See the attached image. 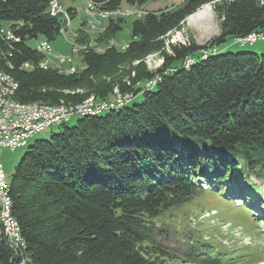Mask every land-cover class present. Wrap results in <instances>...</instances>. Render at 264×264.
<instances>
[{
	"label": "trees",
	"instance_id": "obj_1",
	"mask_svg": "<svg viewBox=\"0 0 264 264\" xmlns=\"http://www.w3.org/2000/svg\"><path fill=\"white\" fill-rule=\"evenodd\" d=\"M49 1L0 0V25L14 36L11 42L0 39V70L18 84L14 99L78 105L93 94L96 102L110 103L114 90L130 101L139 94L143 98L132 106L129 101L80 116L74 127L27 145L8 182L24 255L30 264H161V257L176 258L156 242L152 220L208 192L198 180L207 181L209 191L214 185L221 190L231 180L241 183L264 170V55L220 49L264 28V5L258 0H182L147 11L132 21L124 49L88 48L80 52L83 70L62 75L22 69L42 59L33 42L51 43L60 34L63 24L49 14ZM154 1L91 3L111 12ZM210 3L220 20L218 37L204 46L167 45L164 37ZM66 10L73 19L77 10ZM113 18L104 38L114 39L122 30L125 19ZM85 40L83 35L75 41ZM213 48L200 58L201 51ZM152 54L163 62L147 70L145 59ZM188 57L195 60L186 68ZM159 73L160 81L148 84ZM124 77L130 87L141 82L136 94ZM80 89L84 93L75 94ZM3 240L0 264H16ZM180 257L195 264L220 261L194 248Z\"/></svg>",
	"mask_w": 264,
	"mask_h": 264
},
{
	"label": "rangeland",
	"instance_id": "obj_2",
	"mask_svg": "<svg viewBox=\"0 0 264 264\" xmlns=\"http://www.w3.org/2000/svg\"><path fill=\"white\" fill-rule=\"evenodd\" d=\"M89 1L91 0H59L65 9L71 7L76 9L77 13L73 19L71 18V29L66 31L67 35L70 36L65 40V37L59 34L50 43L52 53L49 57H42L40 63L43 66L53 68L57 65V58L72 56V44L79 46L80 52L83 51L84 46L90 44L94 50H102L101 52L106 47H113L114 45L117 49L126 47L130 40V25L137 17L121 18L125 19L122 30L115 35L114 39H107L104 38V32L107 22L111 20L97 19L93 26L90 25L91 21L85 14V8L88 6ZM181 1L155 0L139 9L145 10L147 13V11L176 6ZM258 1L264 5V0ZM121 9L123 11L130 10L126 7ZM203 9H207V14L203 18L190 23L188 21L190 15L177 30L164 37L167 45H189L194 42L196 45L204 46L218 37L220 35V20L213 11V4L204 5L197 11ZM117 19L113 18L112 21ZM81 22L86 24L80 26ZM0 26L2 28L6 27L5 24ZM83 35L88 36L89 41L85 40L83 43L75 41ZM74 37L77 38L73 40ZM100 39L101 42H99ZM37 42H33V44ZM225 46L226 48H224ZM225 46L220 48L224 52H252L257 55H264V40L251 46L242 45L240 47V44L232 42L226 43ZM212 50L216 51L215 48ZM80 52L73 55L70 63V66L76 69L74 74L84 68ZM145 64L147 70L158 69L161 65V59L157 54H152L145 59ZM191 64L188 61L184 63V66L187 68ZM131 75L134 76L133 73ZM124 81L127 82L129 79L124 77ZM140 83L131 87L129 84L128 90L136 94L137 88L141 85ZM84 91L80 89L75 91V94L81 95ZM142 98L141 94L134 96L128 106L140 103ZM79 119V115H73L62 126H54L36 134L28 141L27 145L32 144L34 141L47 140L51 135L58 134L63 127H74ZM27 145L14 151L2 150L0 166L2 168V178L7 184L13 175L16 163L27 151ZM236 172H238V169ZM241 179V183L231 180L230 184L221 190L217 188V185H214L212 191L200 192L189 202L180 207L172 208L152 220V234L156 242L171 254V257H176L170 259L166 256L161 257V264H195L191 260L180 257L190 248L210 256H219V264H264V170L260 173H253L244 180ZM192 181L196 182L195 179H192ZM198 182L206 191L210 189L207 181L198 180ZM235 201H241V205L240 203L236 204Z\"/></svg>",
	"mask_w": 264,
	"mask_h": 264
},
{
	"label": "bare ground",
	"instance_id": "obj_3",
	"mask_svg": "<svg viewBox=\"0 0 264 264\" xmlns=\"http://www.w3.org/2000/svg\"><path fill=\"white\" fill-rule=\"evenodd\" d=\"M89 3L90 5H93L91 1H89ZM48 4H49V14H50V1ZM129 9H130L129 11L140 10L137 7H130ZM85 14L87 15V17H93L94 21H96L97 19H108L110 17L126 18L129 16H133L137 18H142L145 13L144 12H134V15L123 14L122 10H119V9L115 11H111V12H107V11L101 12L97 10L96 8H90L88 4V6L85 8ZM206 14H207V9L197 11L188 18V21L190 23L198 21L201 18H203ZM64 17L70 18V21H71V16L67 10H64ZM62 24L63 26L61 28V31L69 30L68 22H62ZM90 25L93 26V23L91 22ZM60 34L65 37L63 33H60ZM76 38L77 37H74L73 40ZM248 38H256V31L249 33ZM0 39L11 42L14 40V36H13V33H11L10 31H7L0 27ZM236 43L240 44V46L244 45L243 40H236ZM110 45H112V43H110ZM88 48H93V46H91V44L84 46L83 51L88 50ZM33 50L41 57H49L51 56V53H52L50 42H48L47 40H40L37 43H35L33 46ZM79 50H80L79 46L72 44V47H71L72 56L70 57L64 56L61 59L57 58V61H58L57 65H55L53 68H49L45 65L43 66L40 62L38 64L37 62L36 64H33L31 62H26L22 65V69L24 70H32L35 68L44 69V70L52 69V70H57V72H59L62 75H70V74H73L74 71L76 70L72 66H70L72 57L74 54H78V52H80ZM96 51L101 52L102 50H96ZM214 52L215 50H212V49L206 50L205 56H207L210 53H214ZM205 56H202V57H205ZM162 62L163 61L161 59V65H162ZM189 62L191 64L194 62V60L189 61ZM148 84H152V83H148ZM17 89H18V84L14 80V78L11 75L7 74L6 72L0 70V105L6 104V109H16L17 108V116H39V111H42V116H44V118H59L61 109L82 108L83 106H86V108H88L87 111H79V112L70 113L67 119V121H69L73 115L86 116V115H95L96 113L100 112V111H97L96 104L98 103V101L97 102L95 101V97H93V95L78 105H70V104L68 105V104L61 102L58 105L52 106V105H43V104H37V103L18 102L14 99L15 92L17 91ZM113 92L115 95L114 100L112 102L110 101V103H105L103 105V110L120 108L124 104L130 101V98L128 95H122L116 90H114ZM119 95H122L125 98L124 101H117ZM64 122L66 121L60 122L58 124H54V126H59L63 124ZM28 141L17 144V148L26 146ZM2 190L4 192H0V213H5V214H2L3 224H0V238H3L4 240L9 239L8 247L13 251L14 259H16V264H30L28 258H26L27 256L24 255V250L26 249V245L22 238L20 226L18 225V223L16 222L15 218L12 215V200L9 195L8 184L3 178H2ZM7 224H9L12 229L11 238H9V228Z\"/></svg>",
	"mask_w": 264,
	"mask_h": 264
},
{
	"label": "built area",
	"instance_id": "obj_4",
	"mask_svg": "<svg viewBox=\"0 0 264 264\" xmlns=\"http://www.w3.org/2000/svg\"><path fill=\"white\" fill-rule=\"evenodd\" d=\"M90 8H96L95 5H90ZM64 6L59 3L58 0H50V15L52 17H57L62 20V22L69 23V29H71V21L70 18L64 17ZM122 10V9H119ZM134 12H145V10H134V11H123V14H131L134 15ZM90 21L95 24L93 17H88ZM59 33H63L65 35V40L68 36L66 31L59 30ZM236 40H243V44L245 46L254 45L256 42L264 40V28L256 31V38H248V35L244 37H240ZM235 40V42H236ZM38 45V44H36ZM40 46V45H38ZM205 51H201V56H205ZM195 60L192 57H188L184 63L188 61ZM161 79V73L155 74L148 83H157ZM124 97L119 95L117 101H124ZM106 102L102 101V103H97V111L103 110V105ZM88 108L83 106L82 108H74V109H61L59 118H44L42 116V111H39V116H17V108L16 109H6L5 105H0V157L3 149H9L10 151H14L17 149V144L28 141L30 138L34 137L36 134L47 130L48 128L54 127V124H58L63 121H67L70 113L79 112V111H87ZM0 192H4L2 190V168L0 166ZM2 214L0 213V224H3ZM9 228V238L12 237V229L9 224H7ZM7 245H9V239L3 240ZM15 260V259H14Z\"/></svg>",
	"mask_w": 264,
	"mask_h": 264
},
{
	"label": "water",
	"instance_id": "obj_5",
	"mask_svg": "<svg viewBox=\"0 0 264 264\" xmlns=\"http://www.w3.org/2000/svg\"><path fill=\"white\" fill-rule=\"evenodd\" d=\"M59 23H60V24L62 23V20H61V19H59Z\"/></svg>",
	"mask_w": 264,
	"mask_h": 264
}]
</instances>
